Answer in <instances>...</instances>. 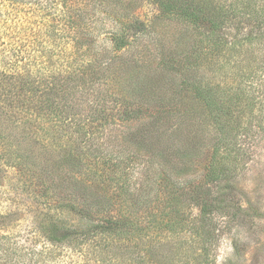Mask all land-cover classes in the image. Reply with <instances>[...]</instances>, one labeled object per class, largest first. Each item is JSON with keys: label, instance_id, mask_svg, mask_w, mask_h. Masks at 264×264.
<instances>
[{"label": "rangeland", "instance_id": "obj_1", "mask_svg": "<svg viewBox=\"0 0 264 264\" xmlns=\"http://www.w3.org/2000/svg\"><path fill=\"white\" fill-rule=\"evenodd\" d=\"M233 1L239 5L234 13L245 17L239 19L242 24L236 28L225 24L221 30L229 36L228 41H232V44L225 43L224 47L213 51L205 44V56L199 61L196 60L194 64L191 61H178L172 59L174 53L171 52L173 49L176 52V49L171 39L182 37L184 25L181 20L161 22L156 24L157 29L151 40L149 36L142 42L147 45V50L143 52L142 69L138 73L145 85L159 84L165 89L166 83L182 84L181 96L173 101L172 106L161 108L157 104L158 107L154 108L153 104L138 119L160 116L171 121L167 133L174 134V138L173 145L168 147L173 148L179 159L185 160L186 168L190 165L188 159L191 152L199 146V142L190 141V131L188 128L185 131V117L191 115L190 119L201 124L207 136L212 125L210 113L202 99L194 95L196 93L191 86L200 83L218 88L229 124L226 125L224 149L221 148L218 155L219 165L226 174L213 189L219 198L213 219L207 224L200 222L199 211L192 198L183 194V181L146 187L150 192L145 196L150 199L148 203L137 188L145 175L139 176L136 181L131 176V168L103 171L98 162L106 158L86 147L91 141L87 139L86 144H77L79 136L73 133V125L67 120L48 115L42 126L32 130L35 144L31 142V148L29 145L26 147L41 159H47L48 173L51 170L49 181L54 178V183L41 188L44 181L37 177L38 169L32 173L25 168L17 171L19 160L14 158L12 152L5 151L0 142V264H264V0H213V3L226 8ZM208 12L211 14V9L205 13ZM154 15L156 12L151 5H143L139 10V16L146 23ZM194 24L189 28L201 35L195 38L202 45L208 27L204 23ZM189 28L186 29L188 33ZM235 35L236 38L231 40L230 37L234 38ZM49 43L59 45L58 41ZM181 43L178 47L182 46ZM111 78L108 85L117 82L118 87L123 86H119L118 78ZM108 85L101 87L106 90L102 91L106 100L120 95L135 100L131 89H121L122 92L118 94L120 88ZM83 91L78 92L76 99ZM161 92L166 91L161 89L158 94ZM92 99L91 96L89 100L82 99L86 104L80 102L81 106L75 109L86 113ZM105 105V111L107 109L112 113L122 108L108 102ZM147 105L151 106L150 103ZM140 114L136 112L134 116ZM93 138L95 143L102 144L101 131L95 132ZM167 143L163 139L165 146ZM127 144H131L129 137L125 139ZM125 149L113 148V152L118 154ZM129 149L130 155L135 156L134 171H138L136 168L145 170L150 167L153 168L151 172L155 171L160 162L158 158L151 156L152 160L146 163L142 152H135L133 147ZM209 152L206 156L203 151L196 160L195 171L198 174L185 172L180 176L183 175L190 182L194 178H197V182L204 180L198 175L214 164ZM185 153L188 155L184 158ZM61 154L71 160L87 161L89 171L82 173H95L94 185L98 184V189L90 184L92 182L88 181V176L78 174V165L57 163L55 158ZM161 165L162 162L158 167ZM71 176L78 182L82 180L88 184L89 189H84L85 195L91 197L95 192L97 197L102 196L100 188L106 185L107 196L112 198L109 207L98 208L91 215L93 219L90 223L80 219L79 211L82 210L76 190L71 187L69 194L64 191V185H60V180ZM133 187L135 190H131ZM65 194L70 195V201ZM132 196L136 197L132 199ZM137 197L141 201L143 199L144 204L135 202ZM116 218L124 220L121 223L126 225L118 235L108 234L102 229L100 231L99 227L95 230L96 225H103V220ZM51 222H55L60 232L51 231L54 225ZM203 231L211 236L202 238Z\"/></svg>", "mask_w": 264, "mask_h": 264}, {"label": "trees", "instance_id": "obj_2", "mask_svg": "<svg viewBox=\"0 0 264 264\" xmlns=\"http://www.w3.org/2000/svg\"><path fill=\"white\" fill-rule=\"evenodd\" d=\"M143 5H151L157 15L147 23L139 16ZM238 6L237 2L233 1L231 6L227 5L225 8L217 2L213 3V0H0V142L5 151L12 152L14 158L19 160L17 171L25 168L28 173H32L34 169H38L37 177L41 182L44 181L41 188L54 183V178L49 181L51 170L48 173L47 159L35 155L30 150V145L31 142H36V139H32V130L42 126L48 115L62 118L73 125V133L79 136L77 144H86L88 139L91 142L87 143L86 147L92 149L94 154L101 153L106 158L105 161L98 162L103 171L131 168V176H134L136 181L145 175L137 188L148 203L150 199L145 196L150 192L146 187L156 184L172 185L183 181V194L192 198L199 211L200 222L207 224L213 219L219 202L218 194L213 189L226 174L218 161L219 152L224 149L222 147L228 128L226 125L229 124V121H226L227 114L224 112L222 99L218 88L202 86L200 83L191 86L196 93L194 95L202 99L207 112L210 113L212 125L207 136L201 124L190 119L191 115L185 117V131L187 132V128L190 131V141L199 142V146L191 152L188 159L190 165L186 168L185 160L179 159L173 148L168 147L173 145L174 138V134L167 133L171 121L160 116L149 117L147 120L138 119H141L142 112L146 111L147 107L152 108L153 104L154 108L158 107L157 104L161 108L172 106L173 101L180 98L182 89L180 82H175L176 85L164 84L166 90L159 84L153 86L142 82L138 73L142 69L143 52L147 50V45L142 42L149 36L151 40L157 29L156 24L181 20L185 28L182 34L184 39H171L176 49V52L173 48L172 52L170 51L174 53L172 59L191 61L194 64L205 56V44L212 51L224 47L225 43L232 44V41H228L229 36L221 30L225 24L233 26L232 29L242 24L239 19L245 16L240 17L234 13ZM210 9L211 14L205 13ZM196 22L204 23L208 27L207 37L202 45H199L195 38L199 34L189 28ZM188 28L189 33L186 32ZM230 38L234 40L236 35ZM49 41H58L59 45H52ZM180 43L182 46L178 47ZM162 70L165 71V68ZM111 77L118 78L119 86H123L118 87L117 82L108 85V82L112 81ZM106 85L120 88L118 94L124 91V88L131 89L135 100L131 101L123 95L112 96L113 100H106L102 93L106 90L101 88ZM161 89L166 92L158 94ZM82 90L84 91L81 92L80 98L76 99L75 96ZM85 92L87 94H84ZM90 96L93 99L88 103L89 111L84 113L75 109L81 106L80 102L86 104L82 99L89 100ZM105 102L122 108L114 113L107 109L105 111ZM148 103L151 106L147 105ZM136 112L141 114L135 117ZM98 131L102 132V144L95 143L93 138V134ZM126 137L130 138V146L125 145ZM163 139L168 141L167 146L163 144ZM208 142L213 147L208 145ZM27 145L30 148H27ZM131 147L135 152L144 154L142 157L146 159V163L155 157L163 165L158 167V163L154 172H151L152 167L145 170L136 168L138 171H134L132 166L135 156L128 152ZM113 148L125 150L115 154ZM208 150L212 154L214 164L198 175L204 180L197 182V178H194L193 182H190L188 178L180 176L185 172L189 175L198 174L195 171L196 160L203 151L207 156ZM187 155L185 153L184 158ZM60 156L55 158L57 163L71 162L78 165V174L88 176V181L92 182L90 184L98 189V184L94 185L95 173H82L89 171L87 169L90 164L88 165L87 161L71 160L65 154ZM31 165L33 168H30ZM97 171L100 172L99 169ZM59 182L66 188L63 189L65 192L69 193L71 187L76 190L77 201L82 210L79 211V216L87 223L92 221L91 215L98 208H107L112 203V198L107 196L105 191L106 185L100 188L102 196L97 197L95 192H92L89 197L84 194V189H89L88 184H84L82 180L78 182L71 176ZM131 190H135V187ZM86 193L90 194L88 191ZM69 196L65 194V198ZM135 197L132 196V199ZM143 199L141 201L137 197L135 202L144 204ZM68 200L70 201V198ZM121 221L124 220H103L102 226L96 225L94 228L97 230L99 227L100 231L102 229L108 234L118 235V232L126 228L125 223ZM58 229L54 224L51 231L60 232ZM201 235L202 238L211 236L207 231H203Z\"/></svg>", "mask_w": 264, "mask_h": 264}]
</instances>
